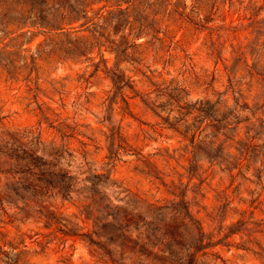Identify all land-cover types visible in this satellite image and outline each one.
<instances>
[{"label":"rangeland","instance_id":"374dc122","mask_svg":"<svg viewBox=\"0 0 264 264\" xmlns=\"http://www.w3.org/2000/svg\"><path fill=\"white\" fill-rule=\"evenodd\" d=\"M24 1L0 0V16L17 21ZM216 9L212 28L234 34L216 31L211 40L172 19L164 42L144 48L142 64L118 66L129 112L103 68L93 74L96 51L84 64L41 63L37 74L23 57L68 41L33 29L10 43L12 55L0 53V264H189L199 238L209 248L194 264H264V89L231 48L254 38L248 26L254 15L264 19V0H217ZM104 57L113 67L115 57ZM242 57L250 66L248 52ZM171 82L184 90L182 104L233 108L241 92L238 105L248 109L237 111L254 125L256 150L240 170L233 158L247 124L235 134L230 116L215 142L207 124L220 116L185 117L156 99ZM25 178L50 188L31 196ZM181 202L202 235L180 229L182 215L172 209ZM243 215L253 221L250 238L228 237ZM173 237L183 246L173 247Z\"/></svg>","mask_w":264,"mask_h":264},{"label":"trees","instance_id":"16d2710c","mask_svg":"<svg viewBox=\"0 0 264 264\" xmlns=\"http://www.w3.org/2000/svg\"><path fill=\"white\" fill-rule=\"evenodd\" d=\"M216 2L217 0H192V4L187 6L185 0H25L23 3L24 14L17 21L12 22L5 16H0V53L1 55H12L7 50L11 48L10 43L16 44L15 42L33 29L38 30L43 35H48L51 37L49 39H53L51 41H57L59 44L68 41L64 44V48L60 47L56 51L46 49L48 45L45 43L39 44L35 53L23 57V61L30 62L36 68L37 74L40 71L41 63L58 60V62L70 61L75 62V64H84V62L92 60L89 56H92L96 51L99 61L96 65H92L94 67L93 74L99 71V66L103 68L104 74L110 80L116 94L120 95L121 101L124 102L126 110L129 112V104L122 93L124 85L121 84V80L124 77L119 74L118 66L123 63L132 66L142 64L145 58L144 48L164 42V38H167V34L170 33L169 22L172 19L191 25L200 33L206 32L212 40L213 34L218 35L217 30L215 31L216 28H212L218 10L216 9ZM257 18L258 15H254L251 25L248 26L252 28L250 34L254 35V38L244 47L241 44L237 50L232 45L231 48L239 59H245L243 65L247 70L246 77L249 81L259 78L264 89V19ZM13 24H18V28L9 32L8 27ZM217 29V32H224L228 36L234 34L231 26L229 28L219 26ZM160 35L163 37H159ZM169 39L172 42L175 36ZM214 47L215 43L211 42L212 54L215 50ZM245 52H248L249 59L252 61L250 66L247 64V57H242L246 54ZM105 53L115 57L114 66L111 68L107 66L108 60L104 57ZM82 59L85 61H81ZM127 79L130 82V77ZM157 92L156 99L164 100L165 104L172 109H170L171 112L176 111L180 114L181 111L186 110L182 116L200 114L209 122L214 120L212 115L220 116L219 120H214L215 123L207 124V129L211 130V137L215 142L220 141V138L224 136L222 131L229 129L232 124L235 134L238 133L241 124H247L244 138L236 142L238 149H236L237 153L233 159L236 161L238 170L243 167L247 155L256 150V145L253 144L254 137H249L254 125L250 124V118H241L237 111V109L240 112L248 109L245 104L238 105V99L242 98L240 91H237L238 98L234 99L233 108H229L220 102L212 105L207 100H197L193 104H182L185 98L182 96L184 90L177 85L172 86V82ZM230 116L235 119L232 124L228 123ZM119 141L120 136L118 135ZM118 149H121L120 143H118ZM262 165L264 166V163ZM229 172L231 171L229 170ZM2 174H9V171ZM25 181L29 185L28 192L31 196L41 197L44 194L43 191L50 188L47 187L44 180L34 181L25 178ZM26 201L33 203V201ZM179 204H181L180 207H178L179 205L174 207L173 204L172 210L178 211L182 215L180 229L187 228L188 231L202 235V228L190 212L187 204L183 205L182 202ZM251 220V217L241 216L233 224L236 229L230 231L228 237L250 238L251 226L253 225ZM179 227L175 226L172 229L173 235L176 234L178 239H181V231L177 233ZM174 239L173 237V247L183 246L182 241L178 243ZM197 245L198 248L195 247L194 254L189 253L188 255L189 264L195 263L197 252L209 248L207 241H203V238L196 240Z\"/></svg>","mask_w":264,"mask_h":264}]
</instances>
